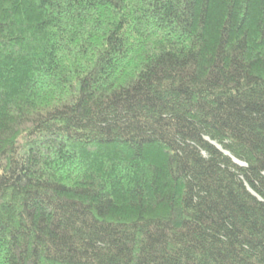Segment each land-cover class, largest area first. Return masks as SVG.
Segmentation results:
<instances>
[{
	"label": "trees",
	"instance_id": "1",
	"mask_svg": "<svg viewBox=\"0 0 264 264\" xmlns=\"http://www.w3.org/2000/svg\"><path fill=\"white\" fill-rule=\"evenodd\" d=\"M0 264H264V0H0Z\"/></svg>",
	"mask_w": 264,
	"mask_h": 264
},
{
	"label": "water",
	"instance_id": "2",
	"mask_svg": "<svg viewBox=\"0 0 264 264\" xmlns=\"http://www.w3.org/2000/svg\"><path fill=\"white\" fill-rule=\"evenodd\" d=\"M223 152H225L220 146H218ZM225 153H227L228 154V152H225ZM235 160V162L236 163H240V162H238V160L237 159H234Z\"/></svg>",
	"mask_w": 264,
	"mask_h": 264
},
{
	"label": "rangeland",
	"instance_id": "3",
	"mask_svg": "<svg viewBox=\"0 0 264 264\" xmlns=\"http://www.w3.org/2000/svg\"><path fill=\"white\" fill-rule=\"evenodd\" d=\"M218 146H220L221 148H223V147H222L221 145H219V144H218ZM238 162H240V164H243V162H241V161H238Z\"/></svg>",
	"mask_w": 264,
	"mask_h": 264
}]
</instances>
